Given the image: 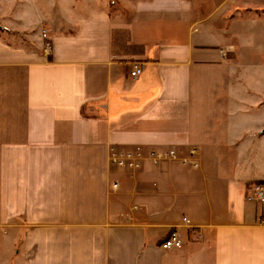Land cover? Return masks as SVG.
<instances>
[{"label":"crops","instance_id":"0c3cea01","mask_svg":"<svg viewBox=\"0 0 264 264\" xmlns=\"http://www.w3.org/2000/svg\"><path fill=\"white\" fill-rule=\"evenodd\" d=\"M75 1L9 2L0 31V264H264V203L247 198L264 98L237 16L254 0ZM112 147L196 148L199 166L146 160L129 179ZM173 232L183 245L162 248Z\"/></svg>","mask_w":264,"mask_h":264},{"label":"rangeland","instance_id":"374dc122","mask_svg":"<svg viewBox=\"0 0 264 264\" xmlns=\"http://www.w3.org/2000/svg\"><path fill=\"white\" fill-rule=\"evenodd\" d=\"M38 1H39L40 8L43 10V12H46L48 10H51V11L53 9L56 10L57 7L62 6V5L72 6L73 5L72 3L75 0H38ZM112 1L113 3L110 6L113 7L112 9H117L114 7V6H117L116 1L115 0H112ZM193 1L197 4L198 7H200V5L203 6V3H202L203 0H193ZM9 2L11 6L10 8H12L15 11L21 9L22 6L25 4V0H0V31L5 30L3 27L5 25L4 17L7 16V12L9 10L8 9ZM76 2L77 0L75 1V3ZM207 3H210V2L208 1ZM239 7L241 9H245L244 8L245 6L242 3L239 4ZM47 13H50V11H48ZM241 13L243 14V17H246L247 15H251V17L253 18L254 25H251V36H247L245 31L243 32L240 31L241 33L240 36H241L242 46L244 48L251 47V83L257 88V91L260 92V93H251V101H256V100H259L260 98H264V67H261V63H260L262 59L261 62L264 64V56L262 57L260 54L262 53L261 48H260V45H261L260 33L264 34V28L262 29L259 28L260 24H262L264 27V0H254L253 4H251L250 13L242 10L237 14V16ZM243 28H245L243 25L240 26V30H242ZM254 28H256V33H253ZM262 40L264 43V39ZM240 76L241 75H238V78H235L234 80L236 82L238 81L241 82L243 79ZM224 83L225 84H223V87L225 86V88L223 90L224 91L223 97H224V94L227 93L226 80L224 81ZM207 85L211 88L213 86L212 83L210 82H208ZM244 85H245V82H244ZM237 86H241V85L238 84ZM241 92L242 91H240V95H241ZM203 96L206 101H214V94L211 92V90L209 94H206ZM222 101L227 102V99H225L224 97Z\"/></svg>","mask_w":264,"mask_h":264},{"label":"built area","instance_id":"2783aa9c","mask_svg":"<svg viewBox=\"0 0 264 264\" xmlns=\"http://www.w3.org/2000/svg\"><path fill=\"white\" fill-rule=\"evenodd\" d=\"M49 48V45H46V50ZM221 54L226 56V53L221 50ZM142 72V66L140 63H133L131 69V76L137 77ZM197 149L192 148L189 151L188 156L180 157L179 152L175 148H170L167 150H158L152 149L149 152H144L141 148L136 149H118L112 147L109 153V162L115 166L123 167L128 171L127 177L129 179L134 178L133 171L141 168L142 164L146 160H150L154 165H160L162 162L167 160H180L184 165H190L192 167L197 168L199 166V162L196 158ZM119 183L113 182L112 187L114 190L119 189ZM247 198L249 200L256 201L258 203H264V181H258L253 183L249 187V191L247 194ZM186 223H189L187 218H184ZM182 240L180 239L177 232H173L167 237L161 244V247L164 249H169L173 247H181Z\"/></svg>","mask_w":264,"mask_h":264},{"label":"trees","instance_id":"16d2710c","mask_svg":"<svg viewBox=\"0 0 264 264\" xmlns=\"http://www.w3.org/2000/svg\"><path fill=\"white\" fill-rule=\"evenodd\" d=\"M111 2L113 1L111 0ZM114 36L117 37L118 39H127L128 37L126 31H122V30L115 31Z\"/></svg>","mask_w":264,"mask_h":264}]
</instances>
